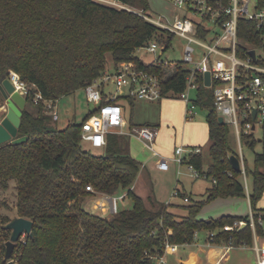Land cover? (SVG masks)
<instances>
[{
  "label": "trees",
  "instance_id": "1",
  "mask_svg": "<svg viewBox=\"0 0 264 264\" xmlns=\"http://www.w3.org/2000/svg\"><path fill=\"white\" fill-rule=\"evenodd\" d=\"M118 1L130 10L95 0H0V80L14 71L31 87L17 133L27 140L0 145V190H7L14 180L17 217L32 221V236L24 235L15 245L10 257L14 264H151L165 242L191 243L202 229L209 231L210 241L252 245L248 216L198 217L201 208L216 198L246 196L244 184L237 179L241 171L236 172L229 161L235 154L229 127L218 122L212 92L201 80L194 103L208 109L210 161L204 175L211 179V187L205 199L183 205L181 215L169 209L171 203L151 196L145 200L133 191L140 164L129 153L128 136L109 133L102 151L93 153V147L81 139L85 119L69 121L64 127L52 125L43 102H32L36 92L44 100L57 101L84 89L104 72L107 54L112 66L133 62L140 69L164 73L163 66L145 63L135 52L151 40L166 48L173 35L138 14L148 12L146 0ZM242 24L248 29L251 25ZM251 36L241 35L245 41ZM187 74L185 64L177 61L173 74L163 81L162 92L184 91ZM257 141L261 151L254 154L252 167L244 157V172L251 179L255 234L264 237L258 222L259 216L264 220V209L261 213L256 209L264 193V126L259 139L245 140L251 149ZM183 163L200 171L202 152L189 154ZM87 186L112 196L124 192L132 206L106 217L87 211L83 207L84 198L91 194ZM235 220L247 224L233 231L222 229ZM8 221L0 212V264L8 262L4 255L10 230L3 228Z\"/></svg>",
  "mask_w": 264,
  "mask_h": 264
},
{
  "label": "built area",
  "instance_id": "2",
  "mask_svg": "<svg viewBox=\"0 0 264 264\" xmlns=\"http://www.w3.org/2000/svg\"><path fill=\"white\" fill-rule=\"evenodd\" d=\"M175 13L169 17L163 14L151 15L140 11L138 14L153 25L184 38V59L181 61L188 69L184 91L175 94L163 93L162 86L166 77L173 74L176 62H168L155 57L150 63L163 66L164 73H156L140 69L133 62H120L104 71L98 78L84 87L86 99L95 105V112L81 123V139L93 148H102L106 144L105 137L109 133L133 136L144 143L156 157V167L160 171L170 169V161L178 165L185 158L184 148L177 147L174 156L167 159L154 150V141L158 134L155 126H128L123 116L121 104L115 94L105 90L107 84L115 86L116 90L126 87L124 96L136 100L159 101L170 95H177L186 104L185 116L191 119L195 115V103L187 91L197 90L201 80L203 87L212 92L213 109L228 126L234 129L237 141L235 155L244 173L243 144L247 137L256 138L255 132L264 126V0H168ZM112 6L130 10L118 0L108 1ZM249 21V29L243 22ZM241 35H252L251 40H243ZM171 47L156 40L138 47L136 51L144 50L155 53ZM254 51V56L250 51ZM188 64V66L186 65ZM209 73L210 83L205 85L204 74ZM7 78L25 99L30 94L31 87L20 79L14 71H9ZM42 101L45 109L54 121L58 120L57 101L44 100L39 92L33 96L32 102ZM255 111V116H253ZM199 147L188 148L189 154L200 153ZM191 175L198 177V172L188 164ZM245 179V176H244ZM245 191L248 193L246 180ZM87 191L97 193L91 186ZM124 197V196H123ZM119 199V198H118ZM116 197L99 193L93 202V208L100 212L114 214L118 210ZM187 201V198H184ZM262 219L259 216L258 222ZM248 222L253 230L256 264H264V245L258 243L254 230V214L250 212ZM243 220H235L232 224L222 227L225 231H233L246 225ZM213 234L211 233L210 236ZM24 236V235H23ZM232 247L231 241L227 243ZM241 247L247 245L241 244ZM177 244L165 242L161 253L151 257V264H166L165 256L177 250Z\"/></svg>",
  "mask_w": 264,
  "mask_h": 264
},
{
  "label": "rangeland",
  "instance_id": "3",
  "mask_svg": "<svg viewBox=\"0 0 264 264\" xmlns=\"http://www.w3.org/2000/svg\"><path fill=\"white\" fill-rule=\"evenodd\" d=\"M107 5L112 6L109 0H95ZM148 4V12L151 15H165L171 17L176 11L168 0H146ZM126 6V5H125ZM115 7V6H113ZM127 7V6H126ZM118 8V7H117ZM187 41L177 35H174L171 39V47L161 53V49H157L155 53H148L144 50L136 51L135 54L139 58H142L145 63L151 62L155 57L160 56V59L168 62L183 61L184 59V47ZM188 66V64H186ZM112 60L110 54L106 55V65L104 71H111ZM105 90L111 94L117 96H124L126 93V87H122L116 90L115 86L112 84H107ZM191 100L196 99V91L190 89L187 91ZM123 99V98H122ZM126 104V118L129 122L139 124H156L158 125V134L154 143V150L164 158H173V151L175 147L184 148V157H188V148L199 147L202 152V166L201 170L198 172V177L195 178L191 175V171L187 163H182L178 165L176 162L170 161V169L165 173H158L150 171V178L144 176L142 179L136 180V190L145 199V194L155 195L162 202L166 203V200L171 201L169 209L178 215L184 213L182 208L183 205L189 204L192 201L203 200L207 197V190L211 187V179L206 178L204 172L207 170L209 164L208 148L210 146V140L208 138V125L206 122V116L208 109L195 104V115L185 121L184 119V107L185 102L179 98L177 95H170L168 97L162 98L160 101H148V100H133L132 103L125 100ZM58 120L52 121V125L59 127H64L69 121H75L81 123L87 116H89L93 111L95 105L88 102L86 99L84 89H79L71 94L65 95L58 99L57 103ZM0 110L1 113L6 111L5 100L0 95ZM33 110L31 106L27 107ZM179 114V116H177ZM229 127V144L233 152L237 150V141L234 134V129ZM256 139L261 137V131L258 128L255 132ZM129 144L131 151H134L138 157L139 164H152L156 161L153 157L152 151L147 149L141 142H139L135 137L129 136ZM85 145L89 146L87 142ZM246 163L249 167L253 166L254 154L261 151V144L259 141L256 142L253 149L249 148L246 144L242 147ZM93 153L101 152L100 148L91 150ZM148 164V165H149ZM147 165V166H148ZM141 168V166H140ZM142 169V168H141ZM143 170V169H142ZM245 176V179H244ZM237 179L243 184L248 185V189L251 190V179L249 176L244 175L243 172L237 175ZM94 189V188H93ZM95 190V189H94ZM175 190L180 191V195H173ZM16 191H15V181L11 180L9 182V187L7 190H0V212L2 215L9 217V221L17 217V211L15 208L16 204ZM97 193H91L86 196L83 201V207L87 211L94 212L101 216H109L108 212H100L93 208V202ZM184 195L190 197V201L184 200ZM124 196V197H123ZM117 200L118 209L130 208L132 206V200L125 196L124 192H118L114 195ZM219 202H208L206 203L198 213L199 218H209L213 216L219 208H224L227 206L222 200H217ZM227 201V200H223ZM260 213V212H259ZM8 221V222H9ZM262 227L264 229V221L262 222ZM203 230V229H202ZM218 232V229L214 231ZM208 230L201 231L197 239L193 242L204 241L206 235H208ZM23 237V236H22ZM9 240V238H8ZM259 240V239H258ZM261 241V240H260ZM258 241L259 243H261ZM191 242L190 245L184 246L188 251H196L195 244ZM218 242L210 241L212 246H215ZM264 243V239H263ZM252 245H254V235H252ZM183 248H179L178 254H181ZM239 249H242L238 247ZM237 246L229 250L231 255V260L229 264H235L238 260ZM252 249H254L252 247ZM182 255V254H181ZM168 257V254H166ZM170 256V255H169ZM200 261L197 264H211L206 259L204 253L199 254ZM185 258V257H184ZM256 260V256H255ZM167 264H182L176 261V256L172 257L171 260L166 258ZM187 264V263H184ZM256 264V263H255Z\"/></svg>",
  "mask_w": 264,
  "mask_h": 264
},
{
  "label": "crops",
  "instance_id": "4",
  "mask_svg": "<svg viewBox=\"0 0 264 264\" xmlns=\"http://www.w3.org/2000/svg\"><path fill=\"white\" fill-rule=\"evenodd\" d=\"M122 98H123V96H122ZM122 98L119 99V103L121 104L122 111H123V116H124L125 120L127 121L128 126H143V125H147V126L158 127V125H156V124H144V123L135 124V123L129 122L127 120V118H126V104H125V100L126 99L125 98L122 99ZM94 109H95V107H94ZM0 110H3V109L0 108ZM184 111H186V104H185V107H184ZM1 114L2 113L0 112V115ZM177 116H179V114H177ZM183 116H184L185 121L188 120V119H186L185 113H184ZM58 118H59V116H58ZM155 140H156V138H155ZM138 141L141 142L140 140H138ZM141 143L144 145L143 142H141ZM154 143H155V141H154ZM129 153L135 160L138 161V159L136 158L138 156H137V154L134 151H131L130 144H129ZM173 156H174V151H173ZM154 158L156 159V157H154ZM148 164H144V163L140 164V166H141V168L143 170L140 168V170L138 172V175L136 177V180L142 179L144 176H146L147 178H150V176H151L150 175V171L158 172V173H165L166 172V171H160V170L157 169L156 161L153 162L152 164H149V165ZM132 189L137 195H139L140 197L143 198V196H141L139 194V192L136 190L135 182L132 185ZM249 191H250V189H248V193L246 192V196H244V197L216 198V199L210 201V202H219L217 200H222L221 203H218V204L221 205V204H223L222 202H225V204L227 206H225L224 208H219L217 210V212H215L213 214V216H210L209 218H201V219H205V220H208L210 218L211 219H216V218H218L220 216H235L237 218L248 216L250 214V212H252L251 204H250V201H249ZM176 193H177V190H175V192H173V195H175ZM148 196H151L153 199H155L158 202H162L155 195H150V194H145V200H147ZM223 200H227V201H223ZM163 203H165V202H163ZM167 203L170 204L171 201L170 200H168V201L166 200L165 204H167ZM256 209H258L260 213L262 212L260 210L264 209V193H263L262 197L259 199V201L257 202ZM263 221L264 220H262L261 223H260L261 227H262V222ZM262 229H263V227H262ZM201 231H203V230H199V231L195 232V238L194 239H197V236H198V234ZM263 231H264V229H263ZM208 237H209V233H208V235H206V238L204 239V241L201 240V241H197L195 243L193 242L195 244L194 246L197 249L196 251H188L187 252V250L185 248H183L184 246H188L191 243L177 245L178 247H177V250L175 252L167 253L169 259L171 260L172 257L176 256V261H178V262H180L182 264H184V263L197 264L200 261L199 254L200 253H204L206 259L211 264H229V262L231 260V255L229 253V250L231 248H233V247H236V246L228 247V245L226 243H223L222 241L218 242L215 246H212L210 244V240H209ZM257 237L259 239L258 241L261 240L260 241L261 243H259V242L258 243L261 244V245H264V243H263L264 237L263 236L262 237L261 236H257ZM180 247L183 248V251L181 252L182 255L178 254ZM238 247H240L242 249H239ZM237 248H238V251H237L236 254L238 255V260L235 262V264H255L256 263V260H255L256 253H255L254 249H252V246H246V247L237 246ZM168 257L165 256V259L168 258Z\"/></svg>",
  "mask_w": 264,
  "mask_h": 264
},
{
  "label": "water",
  "instance_id": "5",
  "mask_svg": "<svg viewBox=\"0 0 264 264\" xmlns=\"http://www.w3.org/2000/svg\"><path fill=\"white\" fill-rule=\"evenodd\" d=\"M254 56V51H250ZM204 83L209 85L210 77L209 73L204 74ZM0 94L6 103V111L0 115V145L5 143H20L27 140V136L17 137L18 128L20 125V118L22 115V109L26 104V99L17 91L14 90V86L7 77L0 80ZM255 116V111H253ZM218 122L223 124V118L218 116ZM232 168L236 171H240L239 160L235 155L229 157ZM4 229L10 230L9 240L5 243V255L7 264H14L10 259L15 245L23 235L32 236L31 228L32 221L23 217H14L9 222L3 225Z\"/></svg>",
  "mask_w": 264,
  "mask_h": 264
}]
</instances>
